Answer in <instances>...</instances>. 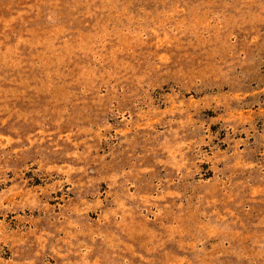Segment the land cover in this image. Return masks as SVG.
<instances>
[{
  "label": "rangeland",
  "instance_id": "rangeland-1",
  "mask_svg": "<svg viewBox=\"0 0 264 264\" xmlns=\"http://www.w3.org/2000/svg\"><path fill=\"white\" fill-rule=\"evenodd\" d=\"M0 264H264V0H0Z\"/></svg>",
  "mask_w": 264,
  "mask_h": 264
}]
</instances>
